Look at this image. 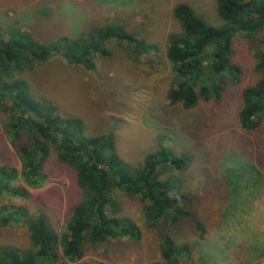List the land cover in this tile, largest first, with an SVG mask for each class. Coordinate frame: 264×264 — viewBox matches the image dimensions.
I'll return each mask as SVG.
<instances>
[{
    "label": "rangeland",
    "instance_id": "obj_1",
    "mask_svg": "<svg viewBox=\"0 0 264 264\" xmlns=\"http://www.w3.org/2000/svg\"><path fill=\"white\" fill-rule=\"evenodd\" d=\"M178 3L192 5L208 25H224L215 10L216 0H0V30H3L0 35L3 33L1 38L6 39L4 30L20 29L34 42L52 44L64 37L91 33L94 28L113 22L125 24V29L133 27L130 33L139 38L147 35L159 46L158 54L147 55L139 44L112 40L107 45L111 54L95 58L92 69L52 56L45 62L26 66L21 78L37 98L53 102L64 115L81 119L87 134L113 132L118 154L130 163H141L158 142L189 154L193 165L186 172L178 173V177L187 180L183 188L188 198L185 209L196 211L212 229L201 237L194 221L187 220L190 217L182 219L177 226L180 242L188 244L192 258L180 257L179 264H263L264 194L242 216L235 214L230 220L224 190H218L222 194H214L207 189L206 181L207 174L223 180L226 166L242 165L254 154L253 148L243 147L247 139L243 138L244 131L239 128L237 117L242 89L255 78L250 62L256 48L253 44L248 47L244 38H236L233 60L246 64L247 68L241 81L224 88L217 100L200 99L194 109L171 103L167 94L175 84L171 67L163 56L167 36L180 32L179 23L172 16V9ZM3 103L10 104L8 100ZM1 167L21 169L15 145L5 138L0 119ZM45 173V184L25 188L27 196L12 195L2 188L0 212L3 215L21 213L25 209L29 214L42 213L55 231L62 233L69 209L79 200L81 188L73 170L62 164L54 153L48 158ZM10 182L23 186L17 179ZM114 195L116 215L132 224L136 233L86 247L81 258L66 264L163 262L160 232L147 224L139 195L132 197L119 190ZM24 220L22 215L0 224V247H31ZM181 251L184 254L187 250ZM58 261L56 264H64L63 259Z\"/></svg>",
    "mask_w": 264,
    "mask_h": 264
},
{
    "label": "trees",
    "instance_id": "obj_2",
    "mask_svg": "<svg viewBox=\"0 0 264 264\" xmlns=\"http://www.w3.org/2000/svg\"><path fill=\"white\" fill-rule=\"evenodd\" d=\"M215 10L224 22L221 27L208 25L189 3L176 4L172 16L179 23L180 32L167 36L162 56L171 67L175 84L167 98L185 109H194L200 99L217 100L224 88L241 81L247 65L233 60L236 38L242 37L248 47L253 44L256 48L250 62L255 78L242 89L237 117L243 138L247 139L243 147L254 150L252 159L249 158L252 163L226 166L223 180L220 176L212 178L211 174L206 177L207 189L214 194L224 190L232 220L235 214L242 216L251 209L253 201L264 194V0H216ZM93 30L52 44L34 42L20 29L4 30L6 39L1 38L3 33L0 35L2 132L15 145L21 163L20 171L0 168V190L27 196L25 188L43 186L47 179L45 166L52 153L73 170L81 188L62 233L56 232L42 213L29 214L25 209L21 213L0 212L2 225L9 218L19 219L23 215L31 242L28 249L1 246L0 264H56L60 258L66 264L81 258L86 247L110 238L132 237L136 229L116 215V190L132 197L139 195L147 224L158 228L163 262L156 264H179L180 257L192 258L188 244L180 242L177 230L186 218L194 221L201 237L212 229L196 211L185 209L188 198L183 188L187 180L178 177V173L193 165L189 154L158 142L141 163H130L118 154L113 132L87 134L81 119L64 115L53 102L37 98L21 78L26 66L45 62L52 56L92 69L95 58L111 54L107 45L112 40L139 44L147 55L161 51L147 35L139 38L130 33L133 27L125 29V24L113 22ZM6 100L10 104L3 103ZM12 179L21 181L23 186H14ZM183 248L187 250L185 255Z\"/></svg>",
    "mask_w": 264,
    "mask_h": 264
}]
</instances>
